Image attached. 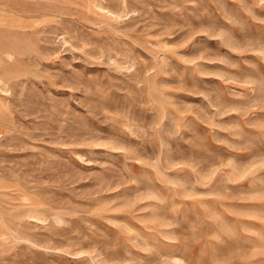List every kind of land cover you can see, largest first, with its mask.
<instances>
[{"label":"rangeland","instance_id":"1","mask_svg":"<svg viewBox=\"0 0 264 264\" xmlns=\"http://www.w3.org/2000/svg\"><path fill=\"white\" fill-rule=\"evenodd\" d=\"M0 264H264V0H0Z\"/></svg>","mask_w":264,"mask_h":264}]
</instances>
